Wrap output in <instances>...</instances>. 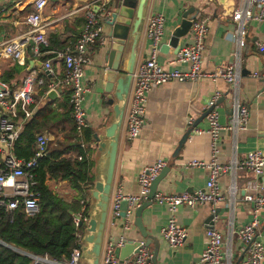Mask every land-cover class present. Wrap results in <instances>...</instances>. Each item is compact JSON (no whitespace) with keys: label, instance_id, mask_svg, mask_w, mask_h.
<instances>
[{"label":"crops","instance_id":"crops-1","mask_svg":"<svg viewBox=\"0 0 264 264\" xmlns=\"http://www.w3.org/2000/svg\"><path fill=\"white\" fill-rule=\"evenodd\" d=\"M34 1L0 0V45L27 32L28 27L24 20L28 14L34 11ZM113 2L114 0H47L42 12V19L47 25L45 32L48 44L49 39H53L65 46L71 42L75 45L86 21L87 6H99L100 3H106L107 8L110 7L111 10ZM242 4L243 0H149L137 48L136 65L149 57L151 45L145 36V25L150 16L162 14L165 18L161 47L168 43L172 31L179 26L182 14L191 12L188 13L190 19L205 21L208 27V34L204 40V70L207 73H214L225 69L227 65L234 63L233 33L237 24L233 21L232 15ZM244 31L245 45L241 49L238 62L239 82L237 86L228 84L222 79L213 81L210 78H203L195 83L170 81L152 88L147 96L144 126L139 136L132 140L127 138L125 128L129 92L118 143L103 244L109 240L116 242L121 237L126 242L141 240L140 234L133 224L134 215L120 216L126 215L128 203L126 201L119 203V214L116 217L110 213V209L118 194L133 197L139 194L137 178L147 165L157 160H164L166 163L167 171L158 184L157 192L176 195L205 189L207 171L185 163L192 160L204 161L210 156L208 138L205 135H197V132L207 130L206 115L212 108L216 110L221 125H226L231 120L234 114L232 108L235 98L248 109V123L244 131L221 132L217 142L218 162L227 164L233 159L240 162L244 160L247 153L254 150L260 151L264 155V83L262 79L251 77L255 71H264V54H260L256 49V43H264V23L249 22L245 24ZM108 32V27L103 24L104 42L95 44L89 49L90 62L84 68L81 80L83 86L89 89L84 97L83 109L89 125L86 129L92 132L90 158L94 164L93 183L97 180V165L102 154L93 137L101 135L104 122L109 125L113 121L112 109L106 104L105 93L109 72L105 53ZM191 43L192 39L188 32L187 36L180 40V48ZM166 51L162 52L159 48L157 55V62L162 68L187 70L188 67L185 64L170 65L169 61L174 58L175 54L170 47ZM51 55V58L42 60L43 57ZM47 60H50L55 72L52 76L48 75L43 67V63ZM15 65L21 67L22 71L14 73L13 79L8 83L12 91L29 73H34L37 77L47 76L50 79L49 84L58 81L63 74L61 63L53 57L52 52L41 54L40 57H33L27 52L22 65L0 57V80L1 76L10 73ZM39 87H35L32 96L34 111L54 100L62 102L69 92L67 88L63 87L54 90H52L53 88L48 89L46 94L36 101L35 97L38 95ZM215 93H219L220 96L216 104L212 106ZM20 122L22 125L25 123L21 114ZM189 129L192 131L188 135ZM47 133L44 134L50 138L52 133ZM185 136L186 138H184ZM59 138L62 139L61 135ZM255 180L258 186H253L254 193L264 195V168L263 173L258 177L245 170H238L233 176H223L220 179L219 188L223 201L217 205L218 220L214 223H212L211 204L195 209L186 206L179 207L175 213L176 224L187 231V238L183 246L177 249L170 247L160 234L170 217L167 207L152 202L151 206L142 213V224L147 233L158 241L156 264H198L205 247V232L208 228H214L222 233L227 247L231 244L235 258L241 256L243 246L230 234L227 226L231 225L233 229H237L236 227L251 221L253 205L243 202L241 198L246 185L249 183L252 185ZM47 184L64 201H71L73 193L65 182L48 181ZM230 185L231 191L229 190ZM90 191L88 192V201L84 202L88 211L92 201ZM258 218L257 239L264 246V213L261 212ZM125 220L131 223L127 231L123 229ZM148 248L153 255L155 249L153 244ZM82 264L84 263L82 262Z\"/></svg>","mask_w":264,"mask_h":264},{"label":"built area","instance_id":"built-area-1","mask_svg":"<svg viewBox=\"0 0 264 264\" xmlns=\"http://www.w3.org/2000/svg\"><path fill=\"white\" fill-rule=\"evenodd\" d=\"M47 0H35L34 11L25 17L27 32L13 37L0 45V57L10 59L22 65L26 53L38 57L43 46H47L46 24L42 19V12ZM86 21L82 32L73 46L57 51L54 58L61 63L62 77L48 84L49 89L67 88L69 91V105L75 130L78 135L89 127L86 113L83 109L85 94L89 92L88 87L81 83L84 68L89 64V49L95 44H103V24L109 16V9L106 3L99 6H87ZM95 8V9H92ZM233 21L237 24L233 33L235 49L233 52L234 63L227 65L214 73H207L203 68V55L205 51L204 40L208 34V27L205 21L196 20L192 22L189 35L192 43L180 48L174 58L169 61L170 65L185 64L186 71L167 70L157 62L160 45L163 41L165 18L162 14H154L147 19L145 25V36L150 41L149 57L136 65L130 98L127 106L125 121L126 135L129 140L139 136L144 126V113L147 96L152 88L161 86L170 81L180 83H195L203 78H210L213 81L222 79L228 84L237 86L239 82L238 62L242 47L245 45L244 26L249 22L264 23V0H243L240 8L233 12ZM256 49L264 54V43H256ZM45 72L52 76L55 74L50 60L43 63ZM253 78H259L264 83V71L253 72ZM42 81L38 80L34 73H29L25 79L10 90L8 84L0 80V211L12 215L16 211L26 216L34 215L38 210L39 193L36 191L37 182L33 177V171L40 159L45 157L48 150L49 138L44 133L35 137L33 154L30 159H18L13 152V145L23 129L20 122V114L26 121L33 114L30 106L33 103L32 96L34 89L41 86ZM264 91V88H263ZM219 93H215L212 106L216 104ZM234 114L226 125H221L214 108L206 115L208 128L206 131H198L197 135H205L209 140L210 156L207 160H192L185 164L191 167L202 168L207 171V182L204 190L192 193L184 192L176 195H168L156 192L152 202L165 205L170 214L167 224L161 229V237L173 249L182 247L187 238V231L176 224L175 213L181 206L195 209L199 206L211 204L212 223L218 220L216 208L218 203L223 201L220 195L219 181L223 176H233L238 170H245L255 177L261 176L264 168V155L257 150L246 154L244 160L237 162L235 159L227 164H221L217 159V142L221 132L233 131L235 133L244 131L248 123V109L242 105L237 98L233 100ZM190 123V121H188ZM166 167L164 160H157L147 165L138 175L139 194L137 196H122L118 194L110 213L116 217L119 214V203L126 201L128 209L126 217L134 214V211L147 200L153 180ZM230 180V179H229ZM256 180L244 188L241 200L251 203L252 219L248 224L240 225L233 229L227 226L230 234L243 246L242 255H233L231 244L227 247L221 232L214 228H208L205 232V247L202 251L198 264H263L264 246L257 237L259 224L258 215L264 213V195H258L255 188ZM231 191V185L229 187ZM82 203L80 211L73 216V223L76 233L78 248L73 250L69 261L59 263L50 260L46 256L29 255L30 264H79L81 262L80 247L83 241V233L88 222V210L85 203ZM231 224V222H228ZM131 223L125 220L124 231L129 230ZM126 241L121 237L116 242L111 240L103 244L100 264H121L115 257L114 251L122 247ZM226 247V249H225ZM152 252L139 241L138 253L132 255L123 264H153Z\"/></svg>","mask_w":264,"mask_h":264},{"label":"trees","instance_id":"trees-1","mask_svg":"<svg viewBox=\"0 0 264 264\" xmlns=\"http://www.w3.org/2000/svg\"><path fill=\"white\" fill-rule=\"evenodd\" d=\"M73 46V42L65 46L49 39V44L41 48L38 57ZM51 57L45 56L42 60ZM21 71L22 68L15 65L10 73L1 76V81L8 84L13 74ZM37 78L42 85L38 88L36 101L46 94L50 81L47 76ZM30 110H33V104ZM83 131L78 135L75 130L69 92L62 102L54 100L37 108L25 121L13 145L18 159L31 158L36 135L50 132L55 139L32 172L40 198L37 212L26 216L19 211L12 215L0 211V264H30L29 255L46 256L52 261L65 263L78 248L73 216L80 211L81 202L88 201L94 180V164L90 158L92 132L89 129ZM48 181L65 182L73 193L71 201L66 202L55 194Z\"/></svg>","mask_w":264,"mask_h":264},{"label":"water","instance_id":"water-1","mask_svg":"<svg viewBox=\"0 0 264 264\" xmlns=\"http://www.w3.org/2000/svg\"><path fill=\"white\" fill-rule=\"evenodd\" d=\"M148 3L149 0H114L111 10L109 7V16L104 22L109 29L108 42L105 47L109 69L105 93L106 104L112 109L113 121L109 125L104 122L101 135L93 137L102 154L97 165V180L90 191L91 207L88 211V222L80 247L81 261L84 264H100L101 261L120 132L136 68L137 48L144 27ZM188 13L182 14V20L179 26L172 31L168 43L160 47L162 52H167V48L170 47L173 53L177 54L180 49V40L187 36L193 22ZM191 131L192 129H189L187 134L189 135ZM166 171L167 168L163 169L153 180L147 200L133 214V224L141 240L146 246L153 244L155 248L152 257L153 264H156L158 241L147 233L142 224V213L151 206L158 184ZM120 216L125 217V215ZM138 248L139 241H128L122 247L116 248L114 254L123 264L132 255L138 253Z\"/></svg>","mask_w":264,"mask_h":264},{"label":"rangeland","instance_id":"rangeland-1","mask_svg":"<svg viewBox=\"0 0 264 264\" xmlns=\"http://www.w3.org/2000/svg\"><path fill=\"white\" fill-rule=\"evenodd\" d=\"M48 134V133H47ZM50 139V141H49V143H48V147H49V144H51L53 141H54V137H53V135L49 138ZM79 264H82V261L79 263Z\"/></svg>","mask_w":264,"mask_h":264}]
</instances>
